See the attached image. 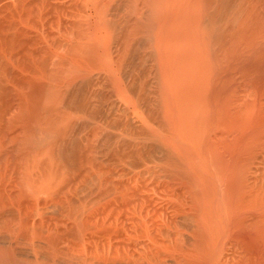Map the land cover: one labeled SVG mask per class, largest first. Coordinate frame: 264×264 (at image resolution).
I'll use <instances>...</instances> for the list:
<instances>
[{
    "label": "bare ground",
    "instance_id": "obj_1",
    "mask_svg": "<svg viewBox=\"0 0 264 264\" xmlns=\"http://www.w3.org/2000/svg\"><path fill=\"white\" fill-rule=\"evenodd\" d=\"M0 264H264V0H0Z\"/></svg>",
    "mask_w": 264,
    "mask_h": 264
}]
</instances>
